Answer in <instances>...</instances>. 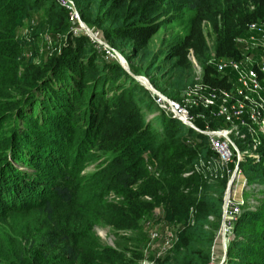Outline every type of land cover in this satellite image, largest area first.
I'll use <instances>...</instances> for the list:
<instances>
[{
	"label": "trees",
	"instance_id": "obj_1",
	"mask_svg": "<svg viewBox=\"0 0 264 264\" xmlns=\"http://www.w3.org/2000/svg\"><path fill=\"white\" fill-rule=\"evenodd\" d=\"M73 1L80 19L100 31L129 70L148 76L129 60L157 30L154 10L166 0ZM177 1L192 17L163 50L162 83L153 75L150 83L178 99L192 69L190 48L202 82L226 86L207 62L201 22H210L214 57L237 58L234 38L246 23L264 20V0ZM30 13L61 34L37 62L23 57L25 43L15 30ZM72 25L55 0H0V222L6 225L0 264H136L141 252L131 235L109 245L92 226L137 229L155 206L179 221L173 244L157 262L210 264L225 177L207 181L192 169L198 156L211 154L205 136L158 109L147 88ZM194 124L201 127L198 119ZM258 150L260 161L238 163L252 180H264V144ZM89 161L94 168L84 171ZM10 214L23 219L19 231ZM221 264H264V197L254 209L243 203Z\"/></svg>",
	"mask_w": 264,
	"mask_h": 264
},
{
	"label": "built area",
	"instance_id": "obj_2",
	"mask_svg": "<svg viewBox=\"0 0 264 264\" xmlns=\"http://www.w3.org/2000/svg\"><path fill=\"white\" fill-rule=\"evenodd\" d=\"M55 1L66 11L73 24L72 31L83 32L107 56L116 55L114 48L101 38L98 29L87 31L82 25L73 0ZM234 40L235 43L239 42V57H214L211 50L207 59L224 79L226 86L211 87L202 82L201 66L195 61L189 48L187 56L195 68V81L184 88L182 97L171 98L158 90H150L158 109L205 136L211 154L198 156L192 163V169L207 181L225 177L226 185L233 174L231 183L237 185L239 182L238 188L229 187L226 202L221 204V220L227 228L232 226L241 212L243 203L249 209H254L258 204L252 193L245 201L241 196L242 187L246 183L237 166L247 159L260 161L262 158L258 148L264 144V20L256 19L246 23ZM195 119L201 122V127L194 124ZM147 168L153 167L147 164ZM182 174L186 175L187 171ZM250 187L254 188L255 184ZM224 190L225 186L223 194ZM154 208H159V217L164 218L161 208ZM177 230L178 227L174 230L165 226L163 234L154 227H150L148 231L152 238L159 240V247L167 252L176 238ZM157 258L160 257L148 260L143 256L141 262L159 264Z\"/></svg>",
	"mask_w": 264,
	"mask_h": 264
},
{
	"label": "rangeland",
	"instance_id": "obj_3",
	"mask_svg": "<svg viewBox=\"0 0 264 264\" xmlns=\"http://www.w3.org/2000/svg\"><path fill=\"white\" fill-rule=\"evenodd\" d=\"M153 17H154L153 19L158 24L157 30L148 39L145 47L137 51L135 57L129 60V62L136 65L137 67L139 66L141 68L147 69L148 70L147 75L148 76L153 75L160 84L162 83V81H161V77L159 76L160 74L163 73L165 67H167L168 65V61L164 62L162 60L164 56L163 50L165 49L168 42L180 38L182 34L186 32L192 16H191V12L185 9V7L180 6L178 4L177 0H166L165 3L161 4L154 10ZM201 28L203 30L206 39L208 54H211L213 33L210 28V22L202 21ZM15 30H16V35L18 37H21L25 43L24 49L22 51L23 57L26 60H30L32 62H37L40 57L39 52L43 54L44 50L47 49V46H49L50 44H54V42H58L59 40L58 35H61L59 33L56 34L55 36L52 33H50L49 29L43 24L41 19H39V17L36 14H32V13H30V15H27L25 17H20L17 22ZM236 45L239 47V42L236 41ZM126 46H127L126 49H129V45L126 44ZM52 48L50 47L49 50H51ZM121 56L123 57L122 54ZM110 58H113L118 62L116 55L112 57L110 56ZM125 61L126 64L128 65V61L126 59ZM191 67L192 69L189 75V79L185 84V87L188 84L195 81L194 78L195 68L192 65ZM134 74L143 75L150 83L148 76L142 73H134ZM150 84L152 85V83ZM153 87L156 90L160 91L155 86ZM184 88L178 93L177 97L179 98L182 97L181 94ZM195 138L197 141H199L197 137ZM145 157L146 156L144 154V158ZM94 163H95L94 161H89L88 163H86L83 170L90 171L91 169L94 168L93 167ZM237 168L239 169L240 175L245 178L246 186L243 185L241 190V196L243 197L244 201L248 197H250V194L252 193V197H255V199L259 202V199L264 197V180L249 179L248 178L249 173L246 175L240 164H238ZM253 183L255 184L254 188L250 187V185ZM230 187L234 189L233 185L232 186L230 185ZM111 194L113 193L110 190L106 193V197L108 198L112 197ZM159 213H160L159 208H153L150 212L143 215L139 220V227L137 229L122 231L120 229L113 228L109 224H94L92 226V229L94 234L98 237L101 243H106L114 246L116 245V241L118 240L119 236L131 235L134 238V241L137 242L138 250L141 252V256L139 257V259L136 260V264H143L141 262V258L143 256L146 259L151 260L153 257H161L166 253L157 244L159 240L152 238L150 236L148 231L149 228L154 227L159 231L160 234H163L165 226H168L169 228L174 230L175 228L179 227V221L168 220L164 216H163L164 218L159 217ZM20 218L21 217L17 214H13V215L10 214L8 215L7 218L9 220L8 222L10 223V225L17 231L22 229V225H23V219ZM0 228L2 229L6 228V225L3 222H0ZM231 228L232 226L230 228H227L226 225H224L222 228L221 226L219 227L216 233V240L213 245V255L210 264H216L219 258L221 257L223 251L222 242H224L226 245V240L231 235ZM128 242L131 243L130 240H128Z\"/></svg>",
	"mask_w": 264,
	"mask_h": 264
},
{
	"label": "water",
	"instance_id": "obj_4",
	"mask_svg": "<svg viewBox=\"0 0 264 264\" xmlns=\"http://www.w3.org/2000/svg\"><path fill=\"white\" fill-rule=\"evenodd\" d=\"M81 23L82 25L86 28L87 31H89V28L88 26L81 20ZM114 52L117 56V59H118V62L119 64L121 65V67L126 70L132 77H134L136 80H138L145 88L151 90V91H157L149 82L148 80L143 76V75H140V74H134L132 73L129 68H128V65L126 64V61L124 59V57L121 56V54L116 50L114 49ZM232 176L233 174L230 176V178L228 179V181L226 182V185H225V190H224V194H223V198H222V203L224 204L226 202V199L228 197V191H229V187H230V184H231V179H232ZM222 225V220L220 221V225L219 227ZM222 248H223V251H222V255L221 257L219 258L218 262L216 264H221L224 256H225V243L222 242Z\"/></svg>",
	"mask_w": 264,
	"mask_h": 264
},
{
	"label": "bare ground",
	"instance_id": "obj_5",
	"mask_svg": "<svg viewBox=\"0 0 264 264\" xmlns=\"http://www.w3.org/2000/svg\"><path fill=\"white\" fill-rule=\"evenodd\" d=\"M234 184H235V183H231V186L233 185L234 188H238V187H239V182L236 183L237 185H234ZM224 225H225V224H222V225H221V228H222ZM215 240H216V236H215V238H214V241H213V244H212V247H211V257H210V261H209V263H210L211 260H212V255H213V245H214Z\"/></svg>",
	"mask_w": 264,
	"mask_h": 264
}]
</instances>
